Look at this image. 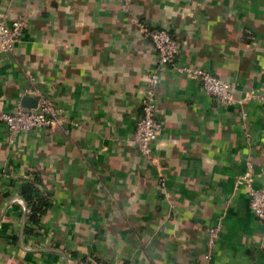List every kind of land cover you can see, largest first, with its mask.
<instances>
[{"label":"crops","instance_id":"1","mask_svg":"<svg viewBox=\"0 0 264 264\" xmlns=\"http://www.w3.org/2000/svg\"><path fill=\"white\" fill-rule=\"evenodd\" d=\"M122 4L0 0V21L25 22L14 50H0V108L15 111L25 90L39 89L69 118L11 142L0 124V264H264V223L235 188L247 162L264 187V99L214 102L173 66H157L149 36L165 29L179 43L175 64L234 84L236 100L264 95V0ZM154 71L162 129L149 160L130 139ZM33 173L51 204L21 246L24 207L13 198Z\"/></svg>","mask_w":264,"mask_h":264},{"label":"built area","instance_id":"2","mask_svg":"<svg viewBox=\"0 0 264 264\" xmlns=\"http://www.w3.org/2000/svg\"><path fill=\"white\" fill-rule=\"evenodd\" d=\"M130 1L123 0V8L126 9ZM138 25L142 28L141 24L138 23ZM24 28L25 22L22 19L10 22L0 21V50L12 52L15 43L21 38ZM149 36L152 48L156 54L157 66H173L172 68L178 74L198 82L203 91L214 102L221 105H232L243 104L244 101L251 99H264V95H260L247 97L244 100H236L232 92V85L225 80L199 67H191L186 64L176 65L175 60L180 51L179 43L165 29L152 30ZM30 81L33 82V79H30ZM159 85L160 76L157 71L149 72L146 76L144 93L140 104L141 113L130 139V143L137 152L149 160H152L151 144L162 129V125L156 115ZM28 93H32L37 97L36 108H19L12 112L0 108V124L6 127L10 142L15 136L22 133L61 129L69 119L41 90H25L24 94ZM243 129L248 134L249 128L247 124L243 125ZM235 188H244L248 194L251 211L259 222L264 223V187L254 186L250 162H247V171L237 176ZM206 232L207 242L204 260L206 263H210L219 239L221 226L209 227Z\"/></svg>","mask_w":264,"mask_h":264},{"label":"trees","instance_id":"3","mask_svg":"<svg viewBox=\"0 0 264 264\" xmlns=\"http://www.w3.org/2000/svg\"><path fill=\"white\" fill-rule=\"evenodd\" d=\"M194 67H199V66H194ZM199 68H201V67H199ZM201 69H203V68H201ZM209 73H211V72H209ZM211 74H213V73H211ZM213 75L221 78L220 76H218L216 74H213ZM221 79H223V78H221ZM226 82H228V81H226ZM228 83H230V82H228ZM231 85H232V92H233V95L235 97V93H234L235 86H234V84H231ZM260 95H263V94L250 93V94H247L245 96V98L251 97V96H260ZM256 100H260V99H256ZM232 105H236V104H232ZM11 183H12L11 186H14L13 185L14 181H12ZM17 187H18L17 192L19 193V195L23 198V200L27 204V214H26V220H25L24 234L25 235L35 234V233H37V229H38V226L40 224L41 217L45 215L47 209L50 207V204H51L50 203V195L48 193H46L44 190H42L43 180L38 173L31 174V177L28 180H24V181L22 180L20 182V184H18ZM73 256H74V254H73ZM93 260H94L95 264H108L106 261L100 260L97 258H95Z\"/></svg>","mask_w":264,"mask_h":264},{"label":"water","instance_id":"4","mask_svg":"<svg viewBox=\"0 0 264 264\" xmlns=\"http://www.w3.org/2000/svg\"><path fill=\"white\" fill-rule=\"evenodd\" d=\"M20 106H21V108H25V109H34V108H36V106H37V97L34 94H32V93L24 94L21 97ZM13 199L19 200L23 204V207H24V213H23L21 226H20V231H19L20 244H21V246H23V234H24V228H25L27 204H26V202L23 200V198L20 195H15ZM50 251L57 252V253H60V254L64 255V253L59 251V250L53 249V250H50Z\"/></svg>","mask_w":264,"mask_h":264}]
</instances>
